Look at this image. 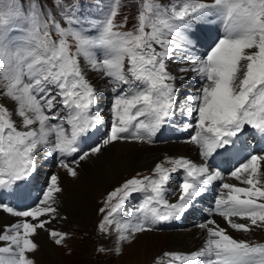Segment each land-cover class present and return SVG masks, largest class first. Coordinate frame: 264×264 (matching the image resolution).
<instances>
[{"label": "snow or ice", "instance_id": "snow-or-ice-1", "mask_svg": "<svg viewBox=\"0 0 264 264\" xmlns=\"http://www.w3.org/2000/svg\"><path fill=\"white\" fill-rule=\"evenodd\" d=\"M170 129L197 159L166 154L107 190L96 254L119 258L202 211V246L150 264H264V242L229 231L264 232V0H0V213L12 218L0 264H35L41 233L69 237L56 227L70 219L63 178L46 164L77 182L109 147Z\"/></svg>", "mask_w": 264, "mask_h": 264}, {"label": "bare ground", "instance_id": "bare-ground-1", "mask_svg": "<svg viewBox=\"0 0 264 264\" xmlns=\"http://www.w3.org/2000/svg\"><path fill=\"white\" fill-rule=\"evenodd\" d=\"M103 111L107 114L108 108L106 107ZM174 130L175 129H172L170 135L167 139H165L167 140V143H163V147H155L153 145L137 146L130 144H116L115 146L109 147L106 149L104 155L98 160L88 162L84 165V172L80 181L73 182L71 178L66 177L61 170H57L56 172L59 171L61 177L63 178L64 188L66 189L63 205L66 212L70 216V219L80 220L81 222H84L85 220L88 222V214L90 213L93 201L105 193L108 186L113 183H117L123 174L131 171L133 172L151 168L154 163L158 162L166 154L172 156H187L193 160L197 159L193 147L184 142V137L187 133H180L178 131L174 132ZM231 169L232 167L229 171ZM225 182L242 186L239 185V182L227 176ZM214 195L211 193L209 194V203L211 202V197ZM201 207L203 208L205 206ZM205 215L206 213L198 211L182 222H177L172 226H166L165 228L168 229L169 232H164V234L153 232L141 235H149L151 237L152 245H156L158 244L157 242H159V244H162L161 246L163 249L160 250V248L158 249L156 246L144 244V250H142L139 256H133L131 262L128 261L127 255H129L133 250L134 252L137 251L134 248H131L130 251L120 259L123 260V264H145L150 261L153 256L158 255L163 251L191 252L200 248L204 242L206 233L197 227V225L203 221V217ZM214 218L221 224V226L227 227L220 217ZM11 219V217L0 213V225L7 223ZM64 225L65 223H61L57 224L56 227L65 231L66 229H64ZM229 231L235 238L243 240L240 237L241 235H239L240 232H236L231 229H229ZM250 234L252 237H256L257 241L264 242V232L260 230H253ZM46 237V234L41 233L40 237H38V241H40L44 251L48 253L50 257L52 256L51 258L54 260V248Z\"/></svg>", "mask_w": 264, "mask_h": 264}, {"label": "rangeland", "instance_id": "rangeland-1", "mask_svg": "<svg viewBox=\"0 0 264 264\" xmlns=\"http://www.w3.org/2000/svg\"><path fill=\"white\" fill-rule=\"evenodd\" d=\"M88 2H94V0H88ZM124 2L127 3L128 0H124ZM124 15H128L130 17L129 26H131L132 23L131 17L135 15V8H123L121 10L120 16L118 17V22H120V20L123 18ZM108 104L109 101L105 99L104 100L105 107L103 110L106 109ZM174 132H176V130H174ZM158 142L153 146L163 147L164 146L163 143L166 144L167 140L160 141L159 143ZM151 168H146L139 171H141L143 174H149ZM57 170L58 169L56 168L54 163H48L42 168L41 171L43 173H53L56 172ZM135 173L136 171L133 172L131 171L129 173L123 174L121 175L119 181H122L123 179H126L134 175ZM44 180H45V176L43 175L40 176L38 180L35 182V187L38 188L40 185H42L44 183ZM117 183H113L112 185L108 186V189L111 190V188L114 187ZM35 194H36L35 191H33L32 195ZM105 194L106 192L100 195L98 198H96L93 201V204H91L90 213L88 214V219H89L88 222H86L85 220L84 222L83 221L81 222L80 220L69 219V221L65 223L66 226L64 225V229H66L65 232L69 233V237L65 240L63 245H56L54 242L47 239L50 241V244L54 248L53 251L55 254V259L53 260L51 258L52 256L50 257L48 253L44 251V248L40 246L39 250L32 257L35 260V264H101L102 260L104 261V264H123V260H121L120 258L126 255V253L129 252L131 248H134L137 251L134 252L133 250L129 255H127L128 257L127 259L130 262L132 261L133 256L137 257L141 254L142 250H144V244L145 245L149 244L150 246H156L158 249L160 248V250L163 249V247L161 246L162 244L161 243L159 244V242H157L158 244L156 245H152L151 237L149 235H146L139 237L137 240H135V242L130 244L131 246L130 245L125 246L123 255L120 256L119 258L109 259V258L99 257L96 254L95 249L103 241L95 234L94 224L98 219V217L96 216L95 209L97 208L96 206H98V201L101 200ZM155 232L156 233L159 232V234H164V232H169V231L166 229L165 230L162 229L160 231H155ZM239 235H241L240 237L243 240H247L253 243H259L256 237L254 236L252 237L250 233H239ZM151 260L146 262L145 264H150ZM133 264H138V263H133Z\"/></svg>", "mask_w": 264, "mask_h": 264}]
</instances>
